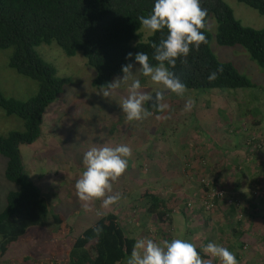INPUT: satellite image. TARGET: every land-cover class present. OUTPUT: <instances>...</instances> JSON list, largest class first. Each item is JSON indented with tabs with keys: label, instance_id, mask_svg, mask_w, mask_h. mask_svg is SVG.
Listing matches in <instances>:
<instances>
[{
	"label": "rangeland",
	"instance_id": "rangeland-1",
	"mask_svg": "<svg viewBox=\"0 0 264 264\" xmlns=\"http://www.w3.org/2000/svg\"><path fill=\"white\" fill-rule=\"evenodd\" d=\"M222 1L240 23L255 28L264 26V13L239 0ZM205 24L214 56L230 62L251 84L204 90L186 88L183 96L163 90L162 102L169 108L163 113L151 111V116L132 122L126 121L119 106L128 94L126 85L114 90L110 98H103L97 94L101 86L90 83L94 69L80 51L67 55L54 41L34 46L38 55L54 66L56 75L68 80L45 107L38 136L30 143L19 144V151L26 174L47 197L49 211L64 215L71 225V234L76 235L110 210L117 213L125 234L134 236L135 243L152 239L162 244L164 240L179 238L201 245L203 251V246L212 242L231 247L234 255L238 252V264L264 254V217L251 211V202H261L249 195L250 182L257 171L258 161L254 158L257 153L264 156V143L259 152L245 143V137L250 135L263 142L259 134L264 133V66L251 59L239 44L217 43L212 15L206 17ZM149 34L139 26L129 44L144 41ZM10 52V46L0 48V92L25 99L35 93L36 82L7 65ZM128 64L133 66L132 78L140 80L142 92L156 89L150 78L141 75L134 58ZM122 77L123 72H118L111 82ZM189 99L195 102L194 106L184 111ZM22 127L21 118L5 114L0 108V133ZM104 144L127 145L132 150L126 172L113 182L112 192L107 194L119 193L121 199L107 209L101 206L102 201H96L90 210H85L74 185L84 171L83 154L94 145ZM4 161L0 155V207L6 191L15 188L3 175ZM259 186L261 191H254V195L264 192V179L260 178ZM210 187L222 188L226 196L239 198L245 205L243 212L227 211V204L222 202L204 208L203 196ZM145 188L173 200L165 220L158 222L144 210L140 193ZM47 220V227L53 228L50 212ZM252 246L255 252L251 251ZM26 247L14 246L6 254L9 259L0 264H19L16 257ZM130 255H125L124 263ZM212 264L219 261L213 259Z\"/></svg>",
	"mask_w": 264,
	"mask_h": 264
},
{
	"label": "trees",
	"instance_id": "trees-1",
	"mask_svg": "<svg viewBox=\"0 0 264 264\" xmlns=\"http://www.w3.org/2000/svg\"><path fill=\"white\" fill-rule=\"evenodd\" d=\"M239 1L264 13V0ZM154 3L155 0H0V48L11 47L7 65L36 82L35 93L25 99L0 92V108L5 114L21 118L23 125L22 129L0 133V155L5 158L3 175L15 184V188L6 191L0 207V262L9 259L6 254L21 244L27 247L21 256L16 257L19 264H123L125 255L131 253L135 238L125 234L114 211L101 213L76 235L71 234L70 223L61 212L49 211L48 200L26 174L19 144L30 143L38 136L45 107L68 80L56 75L54 66L42 59L34 46L54 41L67 55L80 51L85 62L94 69L90 83L106 85L137 52L147 53L149 63L156 65L151 45L166 38V29L150 33L144 41L129 44L140 26L138 17L149 16ZM200 6L216 21L217 43L239 44L251 59L264 66V26L255 28L240 23L222 0H200ZM201 31L207 43L201 44L198 50L192 48L186 58H178L170 71L181 79L186 88L204 90L250 85L249 79L230 62L214 56L208 46L209 33L206 28ZM128 53L133 56L126 59ZM217 69L222 71L217 73L215 80L209 81L208 76ZM149 94L154 100L155 91ZM152 104L153 101L146 102V109L158 113ZM248 147L252 151L260 150L255 144ZM244 150L248 151L247 148ZM254 161L252 159L251 162ZM257 161L249 195L261 202L259 205L251 202V211L264 217V198L253 194V191H261L259 182L260 178L264 179V162ZM140 197L144 210L156 221L167 218L173 200L149 188L143 189ZM232 199L227 203V211L243 212L245 205L236 196L232 195ZM219 202L226 204L224 199H213L210 208ZM48 212L53 228L47 227ZM96 227L103 229L99 235L94 232ZM195 246L201 256L205 255L201 245ZM235 257L239 258L238 252ZM243 264L247 263L244 261Z\"/></svg>",
	"mask_w": 264,
	"mask_h": 264
},
{
	"label": "clouds",
	"instance_id": "clouds-1",
	"mask_svg": "<svg viewBox=\"0 0 264 264\" xmlns=\"http://www.w3.org/2000/svg\"><path fill=\"white\" fill-rule=\"evenodd\" d=\"M207 10L201 8L200 0H155L151 14L147 17H138L142 29L151 34L167 30L166 38L158 44L153 43V59L156 65L149 63L148 54L137 52L134 56L139 65L142 76L150 78L156 85L155 98L149 93L142 92L139 79L132 78V65L122 67L123 77L116 78L112 82L101 86L97 93L103 98H110L112 92L121 85L127 86V96L122 99L119 106L124 113L127 122L138 121L152 115V112L144 107L146 102L153 101L152 107L163 113L169 105L163 103L162 91L167 90L178 96L186 92V85L170 68H174L176 60L186 58L190 50L199 49L201 44L207 43L204 33L206 27L205 18ZM132 53L127 54L131 58ZM186 62V60L184 61ZM166 64L168 67H166ZM222 69L212 72L208 76L209 81L217 78V73ZM131 79V83L128 81ZM194 101L189 99L184 111H190ZM167 118V117H165ZM132 150L127 145H101L92 146L84 154L82 163L84 171L75 182V194L85 210H90L96 201H102L105 209L116 204L121 196L107 195L112 192L113 182L126 172L128 158ZM102 228L96 227L94 232L99 235ZM203 252L210 259H202L193 243L183 239L164 240L157 243L152 239L137 240L127 264H212L213 259L219 264H238L235 255L226 247L209 242L203 246Z\"/></svg>",
	"mask_w": 264,
	"mask_h": 264
},
{
	"label": "built area",
	"instance_id": "built-area-1",
	"mask_svg": "<svg viewBox=\"0 0 264 264\" xmlns=\"http://www.w3.org/2000/svg\"><path fill=\"white\" fill-rule=\"evenodd\" d=\"M245 143L246 145H254L257 147H260L262 144L261 142L255 138L254 135H250L245 137ZM254 192V191H253ZM262 196V198H264V192L260 194ZM216 199L217 201L220 200H225V203L227 204L228 202H232L233 199L230 196H226L223 189L222 188H218V187H210L209 189H207V191L205 192L204 196H203V200H202V205H204V208H210L212 205V200ZM186 204H190L189 201L186 202Z\"/></svg>",
	"mask_w": 264,
	"mask_h": 264
},
{
	"label": "crops",
	"instance_id": "crops-1",
	"mask_svg": "<svg viewBox=\"0 0 264 264\" xmlns=\"http://www.w3.org/2000/svg\"><path fill=\"white\" fill-rule=\"evenodd\" d=\"M173 96V95H172ZM253 122H255V120H253ZM230 124L227 125V128H229ZM215 131V130H214ZM214 134H218L216 131ZM259 136H261V138L263 139V143H264V133H260ZM221 137V136H220ZM223 139V138H222ZM168 150V147L166 148ZM173 149V148H172ZM229 149V148H228ZM142 150V149H140ZM222 150H225V148H223ZM143 151V150H142ZM145 151V150H144ZM167 152V151H166ZM145 154H143L144 156ZM168 157V156H167ZM254 159L257 160H261L264 162V156L260 155L259 153L256 154V157ZM166 164V163H164ZM41 168V166H40ZM256 175V174H255ZM45 198L47 199V197L45 196ZM264 236V235H263ZM230 251V247L227 248ZM252 252H255L254 247L252 246ZM253 260H251V258L249 257V259L247 260L248 264H264V254H262L261 256H255L252 258Z\"/></svg>",
	"mask_w": 264,
	"mask_h": 264
}]
</instances>
